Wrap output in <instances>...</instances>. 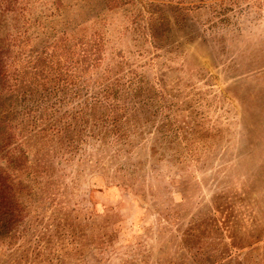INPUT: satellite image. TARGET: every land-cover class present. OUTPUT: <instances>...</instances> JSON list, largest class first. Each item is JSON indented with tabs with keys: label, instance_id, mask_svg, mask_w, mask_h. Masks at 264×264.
Wrapping results in <instances>:
<instances>
[{
	"label": "rangeland",
	"instance_id": "rangeland-1",
	"mask_svg": "<svg viewBox=\"0 0 264 264\" xmlns=\"http://www.w3.org/2000/svg\"><path fill=\"white\" fill-rule=\"evenodd\" d=\"M0 264H264V0H0Z\"/></svg>",
	"mask_w": 264,
	"mask_h": 264
}]
</instances>
